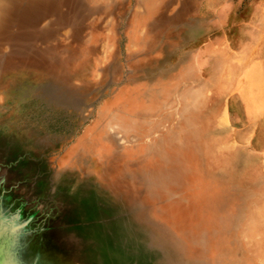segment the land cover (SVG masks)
Instances as JSON below:
<instances>
[{"label": "rangeland", "instance_id": "obj_1", "mask_svg": "<svg viewBox=\"0 0 264 264\" xmlns=\"http://www.w3.org/2000/svg\"><path fill=\"white\" fill-rule=\"evenodd\" d=\"M15 1L0 264H257L242 239L264 198V115L253 127L231 87L242 62L264 65V0H65L26 27ZM227 135L231 160L211 166Z\"/></svg>", "mask_w": 264, "mask_h": 264}, {"label": "bare ground", "instance_id": "obj_2", "mask_svg": "<svg viewBox=\"0 0 264 264\" xmlns=\"http://www.w3.org/2000/svg\"><path fill=\"white\" fill-rule=\"evenodd\" d=\"M61 2H65V0H30L25 6H21L16 11V21L20 26L26 27L28 24H33L36 18L41 15L40 13L58 11L57 9ZM13 4L17 6L18 2L14 0ZM5 11L6 0H0V15ZM3 32L0 31V41L4 35ZM8 42L14 43L15 40L11 38L8 39ZM237 72V81L231 87V97L237 99L238 104L241 106V111L245 115V119L254 127L256 123L261 121V117L264 115V65L262 61L257 60L253 56L247 62H242ZM220 77L222 80H226L229 77L228 67L222 71ZM223 84H225L224 81L212 84L209 92L210 103L215 102L216 93L219 94L220 89L224 86ZM220 111L223 114L218 115L214 119V123L215 125L220 124L222 126L226 123L225 107L222 106V110ZM220 111L217 110L216 113ZM214 143H217V146L210 150L208 155L211 166L228 163L236 148L237 139L227 135L222 139H212L211 144ZM251 168L255 172H261L264 169L258 164L252 165ZM253 210L248 220L247 228L244 231L245 236L242 239V243L257 264H264V198L260 200L257 207H254Z\"/></svg>", "mask_w": 264, "mask_h": 264}]
</instances>
